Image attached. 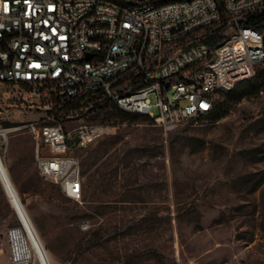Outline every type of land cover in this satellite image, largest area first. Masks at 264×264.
Listing matches in <instances>:
<instances>
[{"label": "rangeland", "instance_id": "1", "mask_svg": "<svg viewBox=\"0 0 264 264\" xmlns=\"http://www.w3.org/2000/svg\"><path fill=\"white\" fill-rule=\"evenodd\" d=\"M263 72L259 67L254 78ZM9 92L0 85V125L44 113V106L23 111ZM226 95L217 98L225 99L221 118L174 125L122 111L99 95L57 113L67 132L116 127L73 151L81 200L40 175L27 129L3 139L4 162L52 263L264 264V89L238 101ZM20 225L0 181V264H12L9 231Z\"/></svg>", "mask_w": 264, "mask_h": 264}, {"label": "built area", "instance_id": "2", "mask_svg": "<svg viewBox=\"0 0 264 264\" xmlns=\"http://www.w3.org/2000/svg\"><path fill=\"white\" fill-rule=\"evenodd\" d=\"M263 10L264 0H0V85L23 111L45 107L35 120L0 125V160L2 140L27 129L40 175L81 200L73 151L116 127L67 132L56 114L99 95L158 125L209 116L218 95L264 67V25L247 24ZM12 264H32L13 242Z\"/></svg>", "mask_w": 264, "mask_h": 264}, {"label": "bare ground", "instance_id": "3", "mask_svg": "<svg viewBox=\"0 0 264 264\" xmlns=\"http://www.w3.org/2000/svg\"><path fill=\"white\" fill-rule=\"evenodd\" d=\"M1 159V158H0ZM0 177L3 180L5 190L12 202L20 226L15 227L12 242L13 247L23 258L30 259L35 264H53L51 257L27 211L25 208L19 190L14 183L8 167L0 160Z\"/></svg>", "mask_w": 264, "mask_h": 264}, {"label": "trees", "instance_id": "4", "mask_svg": "<svg viewBox=\"0 0 264 264\" xmlns=\"http://www.w3.org/2000/svg\"><path fill=\"white\" fill-rule=\"evenodd\" d=\"M247 24L254 28H261L264 25V10L261 13L250 16L247 20ZM221 29L220 32L214 38H209L208 42L215 44L221 39ZM264 89V72L262 76L256 78H250L236 84L230 91L226 92V97L230 101H238L243 99L246 95L259 93ZM79 101L72 102L67 106L68 109H75L78 106ZM225 104V99L217 100L214 110L211 112V117L218 119L221 118L223 107ZM140 115V114H136Z\"/></svg>", "mask_w": 264, "mask_h": 264}]
</instances>
